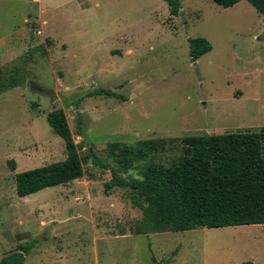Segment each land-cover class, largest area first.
I'll return each instance as SVG.
<instances>
[{"label": "rangeland", "instance_id": "1", "mask_svg": "<svg viewBox=\"0 0 264 264\" xmlns=\"http://www.w3.org/2000/svg\"><path fill=\"white\" fill-rule=\"evenodd\" d=\"M179 1L172 17L164 0H0V71L18 82L0 94V261L37 240L26 264H264V225L137 235L133 189L106 190L118 168L109 143L264 127V16L245 1ZM195 38L213 50L193 63ZM97 90L118 97H86ZM58 109L101 165L19 198L17 174L67 157L47 120Z\"/></svg>", "mask_w": 264, "mask_h": 264}, {"label": "trees", "instance_id": "2", "mask_svg": "<svg viewBox=\"0 0 264 264\" xmlns=\"http://www.w3.org/2000/svg\"><path fill=\"white\" fill-rule=\"evenodd\" d=\"M172 17L181 16L179 0H164ZM228 9L241 0H212ZM264 16V0H245ZM192 62L213 50L205 38L190 39ZM18 85L6 80L0 71V94ZM118 97L112 91L97 90L86 97ZM54 133L65 143L67 157L44 167L19 173L15 177L19 198L42 190L67 185L82 178L85 165L93 161L101 165L92 149L82 156L62 109L47 117ZM79 135L82 133L79 130ZM177 148L180 155L169 164L155 156ZM110 160L118 165L106 190L126 185L135 192L132 204L143 212L137 235L187 232L197 229H223L264 225V127L226 134L138 141L134 146L109 143ZM143 165L141 179L128 182L120 176ZM109 169L108 165L103 164ZM14 168V167H13ZM38 244L24 242L0 264H26L27 257ZM244 264H253L246 262Z\"/></svg>", "mask_w": 264, "mask_h": 264}, {"label": "crops", "instance_id": "3", "mask_svg": "<svg viewBox=\"0 0 264 264\" xmlns=\"http://www.w3.org/2000/svg\"><path fill=\"white\" fill-rule=\"evenodd\" d=\"M244 1H245V0H241V1H240L237 5H235V6L238 7V6H239L240 4H242V2H244ZM245 2H247V1H245ZM215 4H216V3H215ZM216 5H217V4H216ZM235 6H234V7H235ZM231 8H232V7H231ZM228 9H229V8H228Z\"/></svg>", "mask_w": 264, "mask_h": 264}, {"label": "water", "instance_id": "4", "mask_svg": "<svg viewBox=\"0 0 264 264\" xmlns=\"http://www.w3.org/2000/svg\"><path fill=\"white\" fill-rule=\"evenodd\" d=\"M28 91H31V89H30V88H28Z\"/></svg>", "mask_w": 264, "mask_h": 264}, {"label": "built area", "instance_id": "5", "mask_svg": "<svg viewBox=\"0 0 264 264\" xmlns=\"http://www.w3.org/2000/svg\"><path fill=\"white\" fill-rule=\"evenodd\" d=\"M41 33L39 32V35H40Z\"/></svg>", "mask_w": 264, "mask_h": 264}, {"label": "bare ground", "instance_id": "6", "mask_svg": "<svg viewBox=\"0 0 264 264\" xmlns=\"http://www.w3.org/2000/svg\"><path fill=\"white\" fill-rule=\"evenodd\" d=\"M245 228V227H244Z\"/></svg>", "mask_w": 264, "mask_h": 264}]
</instances>
